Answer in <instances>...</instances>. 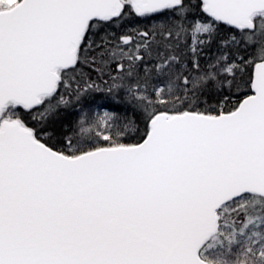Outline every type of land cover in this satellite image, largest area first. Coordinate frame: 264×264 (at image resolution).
<instances>
[{
	"label": "snow or ice",
	"instance_id": "obj_1",
	"mask_svg": "<svg viewBox=\"0 0 264 264\" xmlns=\"http://www.w3.org/2000/svg\"><path fill=\"white\" fill-rule=\"evenodd\" d=\"M0 264H264V0H0Z\"/></svg>",
	"mask_w": 264,
	"mask_h": 264
},
{
	"label": "trees",
	"instance_id": "obj_2",
	"mask_svg": "<svg viewBox=\"0 0 264 264\" xmlns=\"http://www.w3.org/2000/svg\"><path fill=\"white\" fill-rule=\"evenodd\" d=\"M139 27H142V25H137ZM97 104H105L106 102L103 100V99H99L96 101ZM102 110V109H99V111ZM107 110V109H106Z\"/></svg>",
	"mask_w": 264,
	"mask_h": 264
},
{
	"label": "rangeland",
	"instance_id": "obj_3",
	"mask_svg": "<svg viewBox=\"0 0 264 264\" xmlns=\"http://www.w3.org/2000/svg\"><path fill=\"white\" fill-rule=\"evenodd\" d=\"M103 110H106V109H102V110H100V111H103Z\"/></svg>",
	"mask_w": 264,
	"mask_h": 264
}]
</instances>
